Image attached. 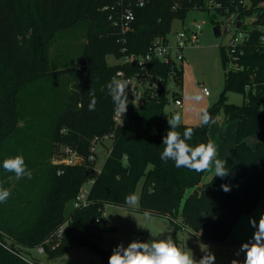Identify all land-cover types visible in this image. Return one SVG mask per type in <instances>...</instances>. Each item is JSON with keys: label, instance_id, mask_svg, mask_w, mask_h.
Here are the masks:
<instances>
[{"label": "trees", "instance_id": "1", "mask_svg": "<svg viewBox=\"0 0 264 264\" xmlns=\"http://www.w3.org/2000/svg\"><path fill=\"white\" fill-rule=\"evenodd\" d=\"M129 1L135 18L129 30L122 32L121 9ZM208 1L146 0L137 6L136 0H0V64L26 54L31 48L29 40L42 34L51 41L59 30L82 26L86 31L83 49L71 63L57 66L48 58L41 67L40 60L33 62L47 74L54 108L36 114L23 107L26 98L20 92L29 87L32 75L21 77L10 71L0 75V186L11 192L0 203V264H32L26 251L38 245L45 246L51 259L70 246L94 242V237L109 228L105 205L129 206L126 197L135 196L141 180V211L172 221L180 215L184 225L211 243L228 240L243 214L252 212L261 201L264 206V0H215L220 6L213 7ZM193 8H215L223 16L235 12L253 18L244 25L250 39L243 53L220 44L225 88L207 114L214 118L222 107L228 120H236L235 145L225 157L229 175L223 179L212 176L208 181H203L206 171L177 168L172 160L160 159L163 137L169 130L164 115L170 102L169 81L173 79L181 88L182 65L153 62V76H161L159 95L147 98L137 109L128 108L126 124L117 129L113 126L115 106L106 88L117 70H137L119 61L107 64L106 56L123 57V47L127 53H145L152 40L167 36L173 22ZM229 90L243 94L244 102H227ZM89 91L96 96L95 111L88 110ZM186 128L193 129L187 141L190 146L211 143L209 123H181L176 131L182 135ZM112 131L111 150L90 187L91 202L75 208L76 195L94 168L89 159L91 142L95 135ZM251 135L260 138L255 147L248 142ZM64 146L78 151L79 163L64 162ZM17 155L23 156L31 179L17 180L14 173L4 170V160ZM222 184L231 190L224 192ZM63 224L66 228L59 238L55 232Z\"/></svg>", "mask_w": 264, "mask_h": 264}, {"label": "rangeland", "instance_id": "2", "mask_svg": "<svg viewBox=\"0 0 264 264\" xmlns=\"http://www.w3.org/2000/svg\"><path fill=\"white\" fill-rule=\"evenodd\" d=\"M224 21L225 15L219 14L215 8L210 10L193 8L182 20L173 22L172 30L167 36L173 44L178 32L183 31L188 37L192 36L197 25L200 26V31L195 42L187 41L182 49L179 48L175 51L176 54H183V59H177V64L183 66L182 83L181 88L177 87L174 84L176 82L171 79L168 96L171 99L173 91L179 92L178 95L181 94L183 105L177 107L170 101L164 111L167 119L179 114L182 123L202 124L203 115L219 102L225 88V69L220 44H227L231 38V33L225 32ZM251 21V18L246 19V23ZM216 22H219L222 33L218 37L214 34ZM85 32V27L82 26L71 30H59L51 41L44 40L45 34H42L35 37L36 40H29L31 48L26 54H19L15 61L0 64L2 66L0 75L10 71L21 77L33 76L29 87L26 86L20 92V95L26 98L23 107H27L36 114L55 107L50 82H48L44 68L41 67L48 58L52 59L57 66L63 62L71 63L83 49L86 40ZM121 58L106 56L105 61L107 64H114L122 61ZM39 60L41 67L33 64ZM228 67L233 66L229 63ZM204 88L209 91L208 95L204 94ZM197 96L199 99H196ZM226 101L240 105L244 102V95L229 90L226 93ZM235 132L236 120H228L224 116L222 107L218 108L215 117L210 119L208 132L210 141L216 148V158L221 159L223 155L227 156L231 153L235 145ZM110 134L111 132L95 135L91 142V148L94 146L96 154L94 168L92 167L93 172H91L93 176L97 175L111 150L113 139ZM106 135L108 136L106 137ZM101 138L102 140H100ZM259 141L260 138L257 135L248 137V142L252 147H255ZM209 172L206 176L210 178L205 177V181L212 177ZM89 181L90 176L84 183L83 189H90ZM142 184L143 180L138 184L134 196L136 197L135 203L125 207L115 204L105 205L104 219L109 228L102 232L99 238H93L97 246L93 245L94 242L76 244L51 259L47 257L46 253H41L37 247L29 248L26 254L30 256L31 260L40 262L36 259H42L46 264H108V258L113 249L121 243L127 247L133 240L147 242L152 239L171 237L178 247L186 251L190 249L196 260L204 255L200 248V245L204 244L215 254V264H231L233 259H237L243 264L244 253L240 252L237 255V252L242 243L253 236L255 229L250 225L249 220L254 218L258 223L261 214H264L263 201L252 212L245 213L240 217L228 240L210 243L196 236L187 225H184L180 215L177 218L179 223L177 224L165 215L141 211L139 206ZM191 191L192 189L187 190L185 197ZM71 207L72 205H70Z\"/></svg>", "mask_w": 264, "mask_h": 264}, {"label": "clouds", "instance_id": "3", "mask_svg": "<svg viewBox=\"0 0 264 264\" xmlns=\"http://www.w3.org/2000/svg\"><path fill=\"white\" fill-rule=\"evenodd\" d=\"M106 88L115 106V112L123 117L128 106L127 82L113 76ZM89 96L88 110L95 111L97 104L95 93L89 91ZM196 99L199 97L197 96ZM81 107H83L82 104ZM209 121L210 117L205 113L202 123L208 124ZM181 123L179 114L168 119L169 130L163 137L164 148L160 159L165 163L172 160L177 168H188L195 172L212 170L213 177L222 179L227 177L229 175L227 161L216 158L215 146L212 143L190 146L187 141L192 139L193 129L186 128L181 135L176 131ZM3 168L7 172L14 173L17 180L24 177L32 178V173L21 155L5 159ZM221 189L229 192L231 187L228 184H222ZM10 195L11 192L7 188L0 186V203L6 202ZM126 201L135 203L136 197H126ZM249 223L255 231L251 240L242 243L237 255L240 252L244 253L243 264H264V214H261L258 223L254 218H250ZM200 248L204 255L196 260L190 249L186 251L178 247L171 237L152 239L147 242L133 240L127 247L122 243L117 245L108 258V264H215V254L209 250V247L201 244ZM231 264H241V262L233 259Z\"/></svg>", "mask_w": 264, "mask_h": 264}, {"label": "built area", "instance_id": "4", "mask_svg": "<svg viewBox=\"0 0 264 264\" xmlns=\"http://www.w3.org/2000/svg\"><path fill=\"white\" fill-rule=\"evenodd\" d=\"M145 1L146 0H136L135 4L137 6H143ZM207 4L208 6L211 7L220 6V3L215 2V0H209ZM236 14L237 13L235 12L225 14L224 29L225 32L228 31L231 33V38L229 39L227 44H225V46L232 52L236 51L237 49H240V52L243 53L242 47L250 39V32L244 28V25L248 24V22L246 23V19L248 17L243 18L242 27L239 28L236 25ZM134 18H135V8L132 6L131 1H129L128 5L124 6V8L121 9L119 24L122 32H126L127 30H129L130 24L134 20ZM249 18L253 20L252 17ZM115 23H118V21H115ZM199 28L200 26L197 25L196 28L194 29L193 35L189 37L183 31L178 32L175 37L174 44L168 39L167 37L168 35L156 37L154 40H152L145 53H140V54L127 53L126 47L122 48V52H124V56L121 58L122 61L120 62L128 63L129 65H135L137 67V70L132 73H129L127 70L120 69L117 70L116 73L114 74V76H117L122 80H125L128 84L127 112H129L128 108L131 107L133 109H137L139 108V106H141V104H143V102L147 98H151L159 95L161 88L160 86L161 76L159 75H156L155 77L153 76V73L151 72V66L153 62L161 61L162 63H168L175 61V63H177V59H183V54H176L175 51H177L179 48L182 49L187 41H190L192 43L195 42L198 39V34L200 31ZM262 28L264 32V26ZM262 39L264 40V36L262 37ZM203 92L206 95L209 94V91L206 88L203 89ZM170 101H172L173 104L177 107H182L183 105L182 98L179 95L172 96L171 94ZM127 112L122 117L121 115L117 114L114 111L113 113L114 129L120 128L126 124ZM114 132L115 131H112L110 134V137H112V139L114 137ZM107 136L108 135H106V137ZM100 140H102V138ZM61 152H62L61 156L63 157L62 159L64 160L65 163L69 165H75L80 162L81 157L76 149L70 146H64ZM95 156L96 154L93 146L91 148L89 159L91 161H94L96 159ZM96 176H93L92 173L90 174V181H89L90 187L94 183ZM89 192L90 189H83L82 186L78 194L76 195V198L73 202V207L75 208L87 207L91 202L88 197ZM96 221H99V218H97ZM175 222L179 224L177 219L175 220ZM65 228H66V224L61 225L55 232L56 236L62 238ZM57 245L58 243L56 242L54 247ZM37 248L41 253H46V249L44 245H38ZM28 261L32 264H37L35 263L36 261L35 262L33 260H28ZM40 264H43V262H41Z\"/></svg>", "mask_w": 264, "mask_h": 264}, {"label": "water", "instance_id": "5", "mask_svg": "<svg viewBox=\"0 0 264 264\" xmlns=\"http://www.w3.org/2000/svg\"><path fill=\"white\" fill-rule=\"evenodd\" d=\"M242 24H243V17L241 16L240 13H237L236 14V25L241 28L242 27ZM214 34L216 37L220 36L221 35V27L219 24H216L214 26Z\"/></svg>", "mask_w": 264, "mask_h": 264}, {"label": "crops", "instance_id": "6", "mask_svg": "<svg viewBox=\"0 0 264 264\" xmlns=\"http://www.w3.org/2000/svg\"><path fill=\"white\" fill-rule=\"evenodd\" d=\"M180 96H181V94H180ZM182 97V96H181ZM225 157H226V155H223L222 156V158L221 159H225ZM208 171H210L209 173L211 174V176H213V171L212 170H208ZM208 171H206L205 172V174H204V177H203V181H205V177H208V176H206L207 175V173H208ZM208 178H210V177H208ZM212 178V177H211ZM210 180V179H209ZM123 207H125V206H123ZM178 220V219H177ZM233 230H234V228H233ZM232 230V231H233ZM232 233V232H231ZM196 235V234H195ZM231 235V234H230ZM197 236V235H196ZM199 237V236H198ZM200 238V237H199ZM252 238V237H251ZM251 238H249V239H247L246 240V242H248L249 240H251ZM229 239V238H228ZM211 243V242H210ZM37 260H39L40 262H43L42 261V259H37ZM44 264H46V262H43Z\"/></svg>", "mask_w": 264, "mask_h": 264}]
</instances>
